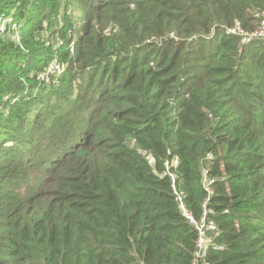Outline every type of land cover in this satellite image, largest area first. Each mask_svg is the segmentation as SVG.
<instances>
[{
	"label": "trees",
	"instance_id": "1",
	"mask_svg": "<svg viewBox=\"0 0 264 264\" xmlns=\"http://www.w3.org/2000/svg\"><path fill=\"white\" fill-rule=\"evenodd\" d=\"M262 11L0 0V264H264Z\"/></svg>",
	"mask_w": 264,
	"mask_h": 264
},
{
	"label": "built area",
	"instance_id": "2",
	"mask_svg": "<svg viewBox=\"0 0 264 264\" xmlns=\"http://www.w3.org/2000/svg\"><path fill=\"white\" fill-rule=\"evenodd\" d=\"M255 18L258 19L259 26L254 32H252L250 34H245L241 29H239L238 32H239L240 36L244 37V39L242 40V43H246L251 39H259V40H261V42L264 45V11L256 13ZM3 25L4 24H2L0 26L1 32L3 30ZM61 71H62V67H60L56 63V61H54L48 67L46 74L42 75L41 79L48 81L50 74H52V73L58 74ZM147 159H150L149 156H147ZM151 161L152 160L150 159V162ZM170 165L171 164L169 162L165 161L164 166L166 167V169H168L170 167ZM170 178L172 179V184L174 186L173 176H170ZM205 190L208 192L210 191L208 188V184L205 185ZM174 194L177 196L179 208L182 211L184 217L189 220L190 224L194 225V227L197 231V240H196V244H195V251L192 255L191 264H207L205 259L207 256L208 247L212 241H211V239H208L206 237V233L215 231V225H214L213 221L210 219V215L213 212L211 210H207L206 204H204L201 220L199 222H196L190 216V214L184 210L183 204L181 201V196L179 193L176 192L175 188H174Z\"/></svg>",
	"mask_w": 264,
	"mask_h": 264
},
{
	"label": "rangeland",
	"instance_id": "3",
	"mask_svg": "<svg viewBox=\"0 0 264 264\" xmlns=\"http://www.w3.org/2000/svg\"><path fill=\"white\" fill-rule=\"evenodd\" d=\"M49 81V80H48Z\"/></svg>",
	"mask_w": 264,
	"mask_h": 264
}]
</instances>
